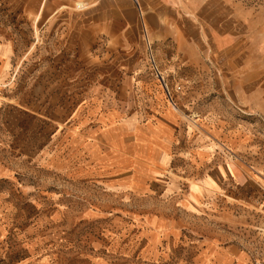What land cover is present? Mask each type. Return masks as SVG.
Wrapping results in <instances>:
<instances>
[{
    "label": "rangeland",
    "instance_id": "374dc122",
    "mask_svg": "<svg viewBox=\"0 0 264 264\" xmlns=\"http://www.w3.org/2000/svg\"><path fill=\"white\" fill-rule=\"evenodd\" d=\"M41 1L0 0V33L13 41L15 62L0 92V264H264V0H178L164 17L157 57L201 61V76L176 80L181 128L217 152L200 168L180 155L198 181L208 173L216 184L206 197L193 192L192 204L193 176L176 191L130 189L107 180L103 152L92 175L91 140L79 158L74 130L106 140L111 103L144 107L138 82L152 65L141 52L123 61L117 41L94 35L91 16L76 9L82 2L46 0L37 16ZM125 113L141 114L147 130L160 112ZM228 123L244 132L239 151L223 142Z\"/></svg>",
    "mask_w": 264,
    "mask_h": 264
},
{
    "label": "crops",
    "instance_id": "0c3cea01",
    "mask_svg": "<svg viewBox=\"0 0 264 264\" xmlns=\"http://www.w3.org/2000/svg\"><path fill=\"white\" fill-rule=\"evenodd\" d=\"M17 1L20 2V0ZM77 2H82L84 5L81 8H76L77 11L85 10V14L91 16L87 19V25L91 26L94 35L98 38L104 35L106 40L111 39L119 43V47L123 49L120 53L123 56V61L131 62L132 55L135 52H141L145 56L147 65L150 66L152 61L157 68L158 75L163 79L160 82L150 67L147 75L140 77L141 79L138 82L139 93L141 95L146 94L145 100L147 99V102L143 104V108L136 104L127 103L128 100L126 99L111 103L108 113L102 119V123L107 124L110 131L106 140H102L103 142H98L91 133L83 136L74 130V133H76L74 137L79 139L78 141L81 143L78 151L79 158H81L80 155L84 151V145H82L85 142L84 138L91 140V143H88L89 146H87V150L91 153V162L87 166H99L100 162L104 160H101L99 154L105 153L107 160L103 162L102 166L106 169L107 180L112 183V181H115L113 177H118L120 178L119 184L130 189L137 186L141 187L143 191L145 188L151 190L152 187L153 189H159L165 183L170 190L176 191L184 185L181 179L193 176V182L188 186L190 188L188 189L186 202L187 204L197 203V200H193V192L199 191V195L205 193L206 197L208 196L207 192L216 190V184L208 173L200 175L198 181V176L195 172H190V167L186 163L179 164L181 162L180 155H183L185 160L189 159L191 163H196L195 165L200 168L207 159H213L217 152L213 148L214 145L208 140L196 138L192 129L188 128L186 131L184 127L181 128L183 117L176 113V106L183 85L176 80H179V78H195L197 75L201 76L196 68V62L199 61L192 55L181 60L178 57H172L171 61H167L168 65H165L164 58H158L155 53L157 39L162 36L161 30L168 31V26L162 25L166 20L164 17L173 15L175 10H178L181 2H178V0H77L75 4ZM45 3L46 0L40 2L37 16L40 12H43ZM81 28L82 30L84 28L83 19ZM2 30L5 29L0 28V31ZM166 36L167 34H165ZM13 45V41L9 37L0 33V92L5 89L7 79L10 75H13V69L15 68ZM226 51L224 50L223 53ZM232 52L237 53V50ZM134 60L136 61L135 58ZM241 67L243 66L240 63L227 66L225 70L235 72ZM219 68L223 70L222 67ZM221 70L219 69V71ZM186 71V77L181 75ZM207 75L210 76L211 74L207 73ZM165 85L167 86V94ZM125 90L126 94H132L131 87ZM142 92H145V94ZM147 108L153 112H160L154 115L157 121H153L147 130H143L138 126L143 119L141 114H124L125 111H141ZM167 108H170L173 112H168ZM60 120L59 125H62L66 123L67 118ZM190 122L198 125L194 120ZM229 125V131H225L227 133H224L222 137L223 142L226 146L239 151L244 146L242 141L244 132L240 133L239 130L233 129L232 124ZM247 132L250 136L252 135L250 129ZM238 139L239 141H237ZM100 147L102 151H99ZM58 164L61 169L67 165L62 160ZM85 165L83 159L79 163L76 161L75 168L77 170H75V174H78ZM225 167L228 170V166ZM90 168L93 176L99 171L92 166ZM98 179H101L100 176ZM116 184H112V186H116Z\"/></svg>",
    "mask_w": 264,
    "mask_h": 264
},
{
    "label": "built area",
    "instance_id": "2783aa9c",
    "mask_svg": "<svg viewBox=\"0 0 264 264\" xmlns=\"http://www.w3.org/2000/svg\"><path fill=\"white\" fill-rule=\"evenodd\" d=\"M151 65H152L153 72L157 75V77L159 78L160 82H162L163 79L158 75L157 68H156L155 64L152 61H151ZM165 87H166L165 91H166V94H167L168 93L167 92V86L165 85Z\"/></svg>",
    "mask_w": 264,
    "mask_h": 264
}]
</instances>
